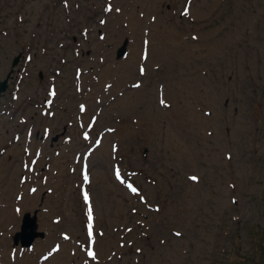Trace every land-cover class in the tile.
<instances>
[{"label":"rangeland","instance_id":"374dc122","mask_svg":"<svg viewBox=\"0 0 264 264\" xmlns=\"http://www.w3.org/2000/svg\"><path fill=\"white\" fill-rule=\"evenodd\" d=\"M58 1L0 0V264H264V0Z\"/></svg>","mask_w":264,"mask_h":264},{"label":"bare ground","instance_id":"6f19581e","mask_svg":"<svg viewBox=\"0 0 264 264\" xmlns=\"http://www.w3.org/2000/svg\"><path fill=\"white\" fill-rule=\"evenodd\" d=\"M129 15H130V14H129ZM129 19H130V17H129ZM133 19H134V18H133ZM135 19H136V18H135ZM136 21H137V20H136ZM139 22H140V21H139ZM139 26H140V25H139ZM138 29H139V31H141L140 29H142V26H141V28L139 27ZM143 29H144V28H143ZM132 30H133V29H132ZM134 32H135V31H134ZM142 32H143V31H142ZM131 33H133V31H132ZM139 33H140V32H139ZM176 34H178V32H177ZM135 35H136V34H135ZM160 35H162V34H160ZM164 35H165V33H164ZM164 35H162V36H164ZM141 37H142V36H141ZM142 38H143V37H142ZM162 38H163V37H162ZM172 38H173V37H172ZM136 39H137V38H136ZM171 40H172V39H171ZM137 41H138V40H137ZM142 41H143V39H142ZM157 41H158V40H157ZM168 41H169V40H168ZM173 41H174V40H173ZM139 42H140V41H139ZM160 42H161V41H160ZM160 42H158V43H160ZM163 42H164V40H163ZM163 42H162V43H163ZM135 43H136V41H135ZM144 43H145V42H144ZM155 43H156V42H155ZM218 43H219V42H218ZM218 43H217V44H218ZM151 44H152V43H151ZM156 44H157V43H156ZM170 44H171V43H170ZM172 44L175 45L176 42H175V44H174V43H172ZM214 44L216 45V43H214ZM226 44H228V43H226ZM135 45H137V43H136ZM138 45H139V44H138ZM141 45H142V44H141ZM168 45H169V44H168ZM173 45H172V46H173ZM176 45L178 46V44H176ZM142 46H143V45H142ZM149 46H150V44H149ZM152 46H153V45H152ZM162 46H164V45H161V47H162ZM166 46H167V45H166ZM183 46H184V45H183ZM227 46H228V45H227ZM233 46H234V45H233ZM140 47H141V46H140ZM140 47H139V49H140ZM144 47H145V46H144ZM167 47H168V46H167ZM173 47H174V46H173ZM181 47H182V46H181ZM211 47H212V46H211ZM213 47H214V46H213ZM216 47L218 48V46H216ZM228 47H230V46H228ZM234 47H235V46H234ZM136 48H137V47H136ZM157 48H159V47H157ZM164 48H165V47H164ZM164 48H163V49H164ZM178 48H179V47H178ZM223 48H224V46H223ZM147 49H148V48H147ZM172 49H174V48H172ZM153 50H154V49H153ZM169 50H170V49H169ZM214 50H215V49H214ZM146 51H147V50H146ZM157 51H158V50H157ZM157 51H156V52H157ZM218 51H219V50H218ZM227 51H228V50H227ZM241 51H242V50H241ZM134 52H135V51H133V53H134ZM158 52H159V51H158ZM167 52H168V51H167ZM219 52H221V51H219ZM142 53H143V52H142ZM149 53H150V51H149ZM151 53H152V52H151ZM151 53H150V54H151ZM153 53H154V52H153ZM161 53H162V52H161ZM165 53H166V52H163L164 55H165ZM174 53H175V52H174ZM170 54H171V53H170ZM229 54H230V53H229ZM236 54H237V53H236ZM246 54H247V53H246ZM217 55H218V54H217ZM131 56H132V55H131ZM133 56H134V55H133ZM157 56H158V55H157ZM165 56H166V55H165ZM165 56H164V57H165ZM168 56H169V55H168ZM175 56H176V55H175ZM177 56H178V55H177ZM262 56H264V54H263ZM151 57H152V55H151ZM159 57H160V56H158V58H159ZM164 57H163V58H164ZM241 57H242V55H241ZM138 58H139V57H138ZM138 58H137V59H138ZM158 58H157V59H158ZM172 58H173V57H172ZM249 58H250V57H249ZM164 59H166V57H165ZM128 60H129V59H128ZM130 60H131V59H130ZM153 60H155V59H153ZM168 60H169V58H168ZM175 60H176V59H175ZM246 60H247V59H246ZM252 60H253V59H252ZM138 61H140V60L138 59ZM170 61H171V60H170ZM245 62H246V61H245ZM128 63H129V62H128ZM231 63H232V62H231ZM243 63H244V61H243ZM248 63H249V62H248ZM252 64H253V63H252ZM124 65H125V64H124ZM235 65H238V64L236 63ZM245 65H246V64H245ZM247 66H248V65H247ZM236 67H237V66H236ZM115 68H116V67H115ZM115 68H114L113 70H116V69H117V68H116V69H115ZM234 68H235V66H234ZM234 68H233V69H234ZM132 69H133V68H132ZM132 69H131V70H132ZM121 70H122V69H121ZM121 70H120V71H121ZM110 71H111V70H110ZM110 71H109V73H110ZM232 71H233V70H232ZM236 71H237V70H236ZM105 73H106V72H105ZM105 73H104V74H105ZM115 73H116V72H115ZM234 73H235V72H234ZM111 74H112V73H111ZM116 74H117V73H116ZM116 74H115V75H116ZM112 75H113V74H112ZM126 75H127V74H126ZM146 75H147V74H146ZM104 76H105V75H104ZM120 76H121V75H120ZM99 77H100V76H99ZM126 77L129 78L128 76H126ZM118 78H119V77H118ZM114 79H115V77H114ZM119 79H121V77H120ZM119 79H117V80L119 81ZM124 79H125V78H124ZM100 80H101V79H100ZM102 80H103V79H102ZM127 80H128V79H127ZM104 81H105V80H104ZM105 82H106V81H105ZM115 82H116V81H115ZM126 82H127V81H126ZM101 83H102V82H101ZM112 83L114 84V82H112ZM112 83H111V84H112ZM117 83H119V82H117ZM117 83H116V84H117ZM113 84H112V85H113ZM122 84H123V83H122ZM159 87H160V86H159ZM159 89H160V88H159ZM147 90H148V89H147ZM148 91H149V90H148ZM150 91H151V90H150ZM153 91H154V90H153ZM153 91H152V92H153ZM136 92H137V91H136ZM131 93H134V92H131ZM157 93H158V92H157ZM157 93H156V94H157ZM160 93H161V91H160ZM152 94H153V93H152ZM115 95H116V94H115ZM125 95H126V94H125ZM129 95H130V94H129ZM131 95H132V94H131ZM159 95H160V94H159ZM159 95H158V96H159ZM135 96H136V94H135ZM145 96H146V95H145ZM149 96H150V94H149ZM152 96H154V95H152ZM158 96H157V97H158ZM160 96H161V95H160ZM174 96H175V95H174ZM121 97H122V96H121ZM124 97H125V96H124ZM130 97H131V96H130ZM136 97H137V96H136ZM150 97H151V96H150ZM162 97H163V96H162ZM175 97H176V96H175ZM152 98H153V97H152ZM124 99H125V98H124ZM131 99H132V98H131ZM133 99H134V98H133ZM149 99H150V98H149ZM120 100H121V98H120ZM163 100H164V99H163ZM163 100H162V101H163ZM129 101H130V99H129ZM129 101H128V102H129ZM140 101H141V100H140ZM160 101H161V100H160ZM120 102H121V101H120ZM124 102H125V101H124ZM128 102H127V103H128ZM120 104H121V103H120ZM124 104H125V103H124ZM129 104H130V103H129ZM137 104H138V103H137ZM139 104H140V103H139ZM142 104H143V103H142ZM146 104H147V103H146ZM149 104H150V103H149ZM183 104H185V103H183ZM175 105H176V104H175ZM144 106H145V104H144ZM148 106H150V105H148ZM132 107H133V106H132ZM137 107H138V106H137ZM141 108H143V107H141ZM128 109H129V108H128ZM134 110H135V109H134ZM138 110H139V109H138ZM176 110H177V109H176ZM126 111H127V110H126ZM141 112H142V111H141ZM166 112H168V111H166ZM182 112H183V110H182ZM186 112H187V111H186ZM133 113H134V112H133ZM177 113H178V112H177ZM131 114H132V113H131ZM136 114H138V113H136ZM125 115H126V114H125ZM174 115H175V114H174ZM183 115H184V114H183ZM188 115H190V114H188ZM178 116H179V115H178ZM188 117H189V116H188ZM126 118H127V117H126ZM128 118H129V117H128ZM152 118H153V117H152ZM165 118H166V117H165ZM158 119H160V118H158ZM136 120H137V119H136ZM151 120H152V119H151ZM168 125H169V124H168ZM157 130H158V129H157ZM168 130H169V129H168ZM172 130H173V129H172ZM240 130H241V129H240ZM158 131H159V130H158ZM156 132H157V131H156ZM144 133H145V132H144ZM157 133H159V132H157ZM240 134H241V133H240ZM175 135H176V134H175ZM175 135H174V136H175ZM174 136H173V137H174ZM167 138H168V137H167ZM167 138H166V139H167ZM176 138H178V137H176ZM179 138H180V137H179ZM244 138H245V137H244ZM159 139H160V138H159ZM168 140H169V139H168ZM179 140H180V139H179ZM172 143H173V141H172ZM179 143H180V141H179ZM173 144H174V143H173ZM173 144H172V145H173ZM169 147H170V146H169ZM171 147H172V146H171ZM173 147H174V146H173ZM176 148H177V147H176ZM181 149H182V148H181ZM179 150H180V149H179ZM170 151H171V150H170ZM176 152H177V151H176ZM176 152H174V153H176ZM181 152H182V151H181ZM174 153H173V155H174ZM182 153H183V152H182ZM177 154H178V153H177ZM173 157H174V156H173ZM183 157H184V156H183ZM177 158H178V157H177ZM180 158H181V157H180ZM180 160H181V159H180ZM182 161H183V160H182ZM5 178H6V177H5ZM199 181H200V180H199ZM28 187H29V186H28ZM188 190H189V189H188ZM190 191H191V190H190ZM182 198H183V197H182ZM28 200L31 201L30 198H29ZM30 201H29V202H30ZM180 201H181V200H180ZM27 202H28V201H27ZM189 203H190V202H189ZM181 204H182V203H181ZM186 204H187V203H186ZM177 205H178V204H177ZM186 206H187V205H186ZM183 207H184V206H183ZM180 212H181V211H180ZM183 212H184V211H183ZM179 214H180V213H179ZM94 233H95V232H94ZM96 257H97V256H96Z\"/></svg>","mask_w":264,"mask_h":264},{"label":"water","instance_id":"95a60500","mask_svg":"<svg viewBox=\"0 0 264 264\" xmlns=\"http://www.w3.org/2000/svg\"><path fill=\"white\" fill-rule=\"evenodd\" d=\"M126 43H127V39H125L124 41H123V43L116 49V56L117 57H121V56H123L125 53H126ZM17 59H18V57L17 56H15L14 57V59H13V65L17 62ZM6 85H7V78H4V79H2L1 81H0V94H1V92H3L4 90H5V88H6ZM27 219H29L31 222H34L35 220H34V218L33 217H31L29 214H25L24 216H23V221L25 222V221H27ZM32 224V223H31ZM28 228L30 229V228H33V226H27L26 225V229L28 230ZM29 231V230H28ZM27 231V232H28ZM18 234V233H17ZM17 234L15 235V237H14V239H15V242H17ZM33 241H34V232L33 231H31V234H29V236H28V238H26V239H24V238H21V245H23V246H29V245H31L32 243H33Z\"/></svg>","mask_w":264,"mask_h":264},{"label":"snow or ice","instance_id":"6c2138e0","mask_svg":"<svg viewBox=\"0 0 264 264\" xmlns=\"http://www.w3.org/2000/svg\"><path fill=\"white\" fill-rule=\"evenodd\" d=\"M162 103H163V101H162ZM86 178H87V177H86ZM192 179L195 180L196 177H192ZM132 190H133V191H136L135 188H133ZM86 198H87V197H86ZM89 219H91V210H89ZM89 227L91 228V225H89ZM89 255H92V253H89Z\"/></svg>","mask_w":264,"mask_h":264},{"label":"trees","instance_id":"16d2710c","mask_svg":"<svg viewBox=\"0 0 264 264\" xmlns=\"http://www.w3.org/2000/svg\"><path fill=\"white\" fill-rule=\"evenodd\" d=\"M263 235H264V233H262ZM259 241L261 242L260 243V246H264V243H263V241H264V237H260L259 238ZM264 253V252H263ZM261 259H264V257H263V255L261 256Z\"/></svg>","mask_w":264,"mask_h":264},{"label":"flooded vegetation","instance_id":"af4514ba","mask_svg":"<svg viewBox=\"0 0 264 264\" xmlns=\"http://www.w3.org/2000/svg\"><path fill=\"white\" fill-rule=\"evenodd\" d=\"M56 3H63V4H64L65 2L62 0V2L58 1V2H56ZM2 113H3V112H2Z\"/></svg>","mask_w":264,"mask_h":264}]
</instances>
